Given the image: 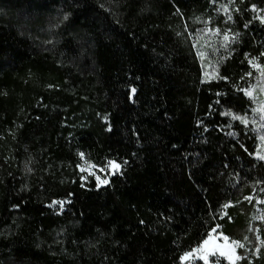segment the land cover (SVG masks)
<instances>
[{
	"label": "trees",
	"instance_id": "16d2710c",
	"mask_svg": "<svg viewBox=\"0 0 264 264\" xmlns=\"http://www.w3.org/2000/svg\"><path fill=\"white\" fill-rule=\"evenodd\" d=\"M229 2L0 0V264H181L216 227L264 264V154L233 119L264 0ZM207 21L234 37L197 45ZM81 155L120 170L83 182Z\"/></svg>",
	"mask_w": 264,
	"mask_h": 264
},
{
	"label": "rangeland",
	"instance_id": "374dc122",
	"mask_svg": "<svg viewBox=\"0 0 264 264\" xmlns=\"http://www.w3.org/2000/svg\"><path fill=\"white\" fill-rule=\"evenodd\" d=\"M237 0H230V14L227 19L229 20L234 17L235 6L237 7ZM239 12V11H238ZM250 12V21L251 22H262V18H264V10L253 8L249 10ZM194 42L197 45L206 46L212 40L218 39L221 42H224L225 34L228 35L229 39L234 37V33L232 29L228 26H216L215 23L205 22L202 25H197L195 30L191 32ZM249 60H253L254 63L250 64ZM249 70L244 75V84L248 86V90H251L252 95L249 96L250 101V110L247 112L246 119L248 121V125L251 127L252 131L256 137V153L259 152L264 154V57L260 59V57H254L248 59ZM114 162L113 160H106L102 164L92 163L88 159H86L83 155H81L78 170L81 175V179L83 182H89L93 179L96 182L97 186H103L108 183L110 176L116 174L120 170L114 169L109 162ZM103 169V171H101ZM99 177V180L97 179ZM106 180L107 183H100V181ZM54 202V201H53ZM51 203L52 208H62L64 205L63 201L61 203ZM258 205L256 207L255 217L258 220H261L264 223V197L261 200H257ZM260 244L264 247V235L260 238ZM207 241V243H205ZM233 242H237V244H242L237 240L230 239L226 235H223L219 228L216 227L209 231L207 236L195 247L191 250L183 253L180 256V263L186 264L191 263L195 260H201L207 264H213L212 260H224L230 264H235L237 261V247ZM244 247V244H242ZM186 253H191L186 260H181ZM223 253V254H222Z\"/></svg>",
	"mask_w": 264,
	"mask_h": 264
},
{
	"label": "snow or ice",
	"instance_id": "6c2138e0",
	"mask_svg": "<svg viewBox=\"0 0 264 264\" xmlns=\"http://www.w3.org/2000/svg\"><path fill=\"white\" fill-rule=\"evenodd\" d=\"M262 22H264V18H262ZM228 39H229L228 35L225 34V36H224V40L227 42ZM225 46H226V45H225ZM249 63L252 64V63H254V61H253V60H249ZM133 91H135V90H133ZM245 94L251 96V95H252V92H251V90H247ZM226 114H227V115H231V113H226ZM233 119H240L242 123H245V124L248 123L247 119L244 118V117L233 116ZM260 158H261V159H264V156H261ZM109 164H110L114 169H117V170L119 169V165L115 164L114 162H111V161H110ZM101 171H103V169H101ZM97 179L99 180V177H97ZM100 183H107V181H106V180H103V181H100ZM53 203H54V204H56V203H61V204H62V202H57V201H54ZM205 243H207V241H205ZM233 244H236V246H238V247H243L242 244H237V242H233ZM222 254H223V253H222ZM189 256H191V253H186L183 257H181V260H182V261H183V260H186ZM237 259H239V257H237Z\"/></svg>",
	"mask_w": 264,
	"mask_h": 264
}]
</instances>
